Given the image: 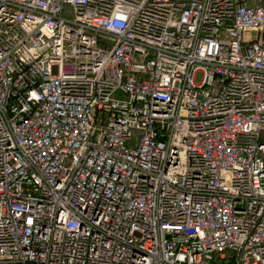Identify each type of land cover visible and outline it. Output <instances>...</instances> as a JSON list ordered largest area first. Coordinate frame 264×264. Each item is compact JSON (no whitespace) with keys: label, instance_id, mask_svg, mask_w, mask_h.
<instances>
[{"label":"built area","instance_id":"1","mask_svg":"<svg viewBox=\"0 0 264 264\" xmlns=\"http://www.w3.org/2000/svg\"><path fill=\"white\" fill-rule=\"evenodd\" d=\"M0 264H264L261 0H0Z\"/></svg>","mask_w":264,"mask_h":264},{"label":"crops","instance_id":"2","mask_svg":"<svg viewBox=\"0 0 264 264\" xmlns=\"http://www.w3.org/2000/svg\"><path fill=\"white\" fill-rule=\"evenodd\" d=\"M261 3L264 5V0H261Z\"/></svg>","mask_w":264,"mask_h":264}]
</instances>
